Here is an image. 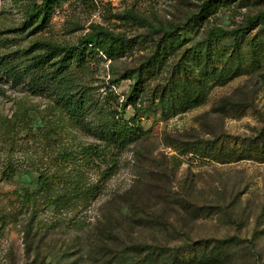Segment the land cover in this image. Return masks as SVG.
Segmentation results:
<instances>
[{"label": "rangeland", "instance_id": "obj_1", "mask_svg": "<svg viewBox=\"0 0 264 264\" xmlns=\"http://www.w3.org/2000/svg\"><path fill=\"white\" fill-rule=\"evenodd\" d=\"M206 1L122 0L113 6L70 0L46 30L31 34L20 30L17 1L0 0V38L6 39L0 55L39 41L76 44L93 26L126 37L131 46L124 57L88 58L85 83L104 115L134 118L142 129L115 151L105 150L98 165L83 172L66 166L67 181L81 178L97 190L94 200L62 211L83 221L63 224L44 194L38 196L37 178L59 173L69 152L99 143L97 114L82 129L49 98L0 78V264H89L84 245L96 242L111 253L142 243L168 255L193 245L185 264H264V144L254 143L264 133V63L259 70L243 63L235 78L210 82L203 104L176 115L162 113L151 96L159 78L142 95L139 116L133 106H122L132 84L121 78L150 56L163 36L160 27L183 25ZM238 3L202 23L197 40L211 27L253 26L247 35L264 43V0ZM110 162L114 174L107 176Z\"/></svg>", "mask_w": 264, "mask_h": 264}, {"label": "trees", "instance_id": "obj_2", "mask_svg": "<svg viewBox=\"0 0 264 264\" xmlns=\"http://www.w3.org/2000/svg\"><path fill=\"white\" fill-rule=\"evenodd\" d=\"M16 1L23 14L20 30L38 34L46 30L56 9L70 0ZM238 1L207 0L201 7V14L191 16L183 25L161 26L163 36L150 56L138 68L121 78L131 80L132 84L122 106H133L135 116H139L138 103L142 95L149 88L150 81L159 78L160 82L152 90L151 96L157 100L162 113L176 115L203 104L210 82H226L235 78L243 63L250 64L253 70L261 69L264 63V43L257 36L247 35L253 26L247 30L240 28L235 31L211 27L202 40L196 38L202 23H209V18L223 7L239 6ZM260 18L262 16H257L249 22L253 25ZM188 34L193 36L187 37ZM5 42L6 39L0 38V48ZM130 46L126 37L114 35L100 26H93L92 31L81 37L76 44L61 45L39 41L29 48L0 55V78L10 82L15 88L49 98L82 129L87 130L89 124H93L92 114H97L94 115L97 120L94 130L99 143L83 145L79 151L69 152L60 164L59 173H41L37 178L38 196L44 194L46 203L60 214L58 220H61L62 211L67 207L87 203L96 197V187L93 189L85 186L81 178L67 181V167L74 165L73 169L83 172L85 168L105 160V150L115 151L117 146L125 144L128 136L142 132L134 118L126 121L108 111L104 115L98 109L99 101L92 88L85 83L90 56L103 54L109 59L122 58ZM14 60H21V63L16 64ZM218 62H223V66L219 68ZM254 143L255 146L263 145L264 133ZM114 168L115 163L110 162L106 175L112 176ZM55 190L59 191L54 193ZM78 217H64L61 222L77 226L83 221ZM84 247L89 264H185L186 258L191 259L195 250L190 245L168 255L162 247L142 243L112 253L106 245L97 242Z\"/></svg>", "mask_w": 264, "mask_h": 264}, {"label": "built area", "instance_id": "obj_3", "mask_svg": "<svg viewBox=\"0 0 264 264\" xmlns=\"http://www.w3.org/2000/svg\"><path fill=\"white\" fill-rule=\"evenodd\" d=\"M96 1H104L110 3L113 6H119L122 0H96Z\"/></svg>", "mask_w": 264, "mask_h": 264}]
</instances>
